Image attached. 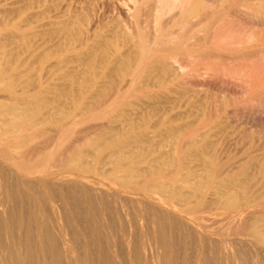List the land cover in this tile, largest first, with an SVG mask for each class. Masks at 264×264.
<instances>
[{"label": "bare ground", "instance_id": "bare-ground-1", "mask_svg": "<svg viewBox=\"0 0 264 264\" xmlns=\"http://www.w3.org/2000/svg\"><path fill=\"white\" fill-rule=\"evenodd\" d=\"M257 121L264 0H0V264H173L169 220L234 258L198 211L264 247Z\"/></svg>", "mask_w": 264, "mask_h": 264}, {"label": "rangeland", "instance_id": "rangeland-1", "mask_svg": "<svg viewBox=\"0 0 264 264\" xmlns=\"http://www.w3.org/2000/svg\"><path fill=\"white\" fill-rule=\"evenodd\" d=\"M258 123H256L257 125H260V126H244L245 127V129L247 130V129H250L249 131L251 132V130L255 133H253L254 134V136H255V138L259 135V133H260V135L261 136H263L262 135V131L264 132V122H259V121H257ZM261 123V124H260ZM255 125V124H254ZM262 125V126H261ZM247 127V128H246ZM256 128V129H255ZM253 129H255V130H253ZM257 130V131H256ZM248 131V130H247ZM247 131H245V134L247 133ZM249 131H248V133H249ZM259 131H261V132H259ZM259 132V133H258ZM247 133V135H245V136H243V139L245 140V141H249L250 140V136H249V134ZM77 134L78 135H80V133H76L75 135L77 136ZM257 135V136H256ZM259 135V136H260ZM48 138V137H47ZM49 138H50V135H49ZM49 141V140H48ZM247 141V142H248ZM49 143V142H48ZM50 143H51V141H50ZM245 143V142H244ZM135 207H136V205H135ZM135 207L134 208H131L130 210L131 211H129V213L130 212H132L130 215H129V217L127 218V221H125V219L123 218V216L118 212V214H117V217L116 218H114V222L115 221H117L118 222V216L119 217H121L122 219H120V221H119V223L121 222V221H123L124 220V222H127V225H128V221H130V223H131V221H135L136 220V222H134L135 224H133V222H132V225L135 227V236H136V239H137V237L140 235V237H138V240H137V242H138V244L140 245L141 244V242H142V244L143 243H146L145 241L147 240V238H148V236H149V238H150V236H151V230H149V225H148V227H146L147 225L145 224V222L143 223V224H145V226L142 224V221H145V220H143V219H145V218H138V217H140V216H142V215H146V213L143 211H141L138 207H136V209H135ZM135 209V210H134ZM139 209V211H136V210H138ZM263 209V208H262ZM262 209H259L258 208V210L257 211H260V210H262ZM255 210V211H256ZM256 211V212H257ZM134 213H136V215L134 214ZM139 213V214H138ZM138 214V215H137ZM220 214H222V215H220ZM132 215H134L135 216V219H134V216H132ZM140 215V216H139ZM215 214H210L209 212H205V211H198V212H196L195 213V217H196V222H199V223H201V225L204 227V228H207L206 230H204V231H208L207 233H211V232H209V231H211L212 230V228H213V231L215 232L216 231V234H213V236H211L212 237V240L214 239V242L215 243H219V241H230V242H234L235 244H236V258H235V256H234V258L235 259H237V261H234L235 259L233 258H229V259H227L226 260V258L224 257V254L222 255V257L220 256L221 254H222V252H220V255H219V253H218V255H217V253L215 252V253H213V252H207V254L206 253H204V259H205V261H207V263L208 264H212V263H214V264H226L227 262H230L231 261V264H234V263H238V264H241V263H243V264H264V249H261V248H259V247H256L257 245L255 244V245H253L254 243H253V241L250 239V240H248L250 237H247V235H245L244 233L246 232L245 230V228H246V226H247V224H248V222L246 223V224H241V225H238V227L236 226H234V225H232V223H230V221H231V217H227V216H229L228 214H223V213H220V212H218V213H216V215L214 216ZM131 216V217H130ZM137 216V217H136ZM144 216H142V217H144ZM223 217V218H222ZM130 218H132V219H130ZM199 218V219H198ZM204 218V219H203ZM208 220H207V219ZM224 218H225V220H224ZM117 219V220H116ZM130 219V220H129ZM203 221H202V220ZM210 219V220H209ZM137 220H139L138 222H140V223H138V225H137ZM142 220V221H141ZM170 222L172 221V220H169ZM210 221V222H209ZM216 221V222H215ZM227 223H226V222ZM117 222H115L114 223V229H116L117 231L115 232V230H114V233L116 234V235H118V236H116L115 237V240H116V242H115V246H114V250L113 251H115L118 255H122L123 256V251L121 250L122 249V247H123V237L122 236H124V233H125V230H126V228H127V225H126V223H125V226H123L124 228H125V230H124V228L123 227H120V226H122L124 223H122V225H121V223L119 224V223H117ZM168 223L169 225L170 224H176L175 226H173V224L172 225H167L168 226V228H170L171 229V231L173 232V235H172V237H173V239L172 240H169L170 242L171 241H173L174 242V240H175V242H174V245H173V243H172V245L171 246H173V247H175V248H173V251H172V255H174V254H176L175 256H173V257H175V258H173V259H175V260H173V264H195L196 262H194L195 260L197 261V259L199 258L198 256H199V254H197L198 252H200V247L202 248V246H200V245H204V243L203 244H201L200 242H197L196 243V237H194V235L191 233L190 235H191V237L188 239L189 241H190V243L188 242V240L186 239V241L187 242H185V238H186V236H185V238H184V234L185 233H187V231H188V229H186V227L182 224V223H176V222H171V223ZM217 222H219V223H217ZM223 222H225V223H223ZM205 225H204V224ZM212 223V224H211ZM216 223V224H215ZM206 224H207V226H206ZM211 224V225H210ZM117 227H116V226ZM136 225L137 226H139V227H136ZM232 225V226H231ZM120 228H119V227ZM143 226V227H142ZM178 226H181V227H179L178 229L179 230H177V227ZM182 226H183V229H182ZM209 226V227H208ZM224 226V227H223ZM175 227V228H174ZM185 227V228H184ZM233 227V228H232ZM241 227H244V228H241ZM121 228H122V230H121ZM142 228H144V230H142L143 232H141V229ZM167 228V227H166ZM168 228L166 229L167 231H169L168 230ZM208 228H209V230H208ZM231 228H232V230H231ZM240 230H239V229ZM120 229V230H119ZM136 229H137V231H136ZM140 229V230H139ZM149 230V231H146V230ZM151 229V228H150ZM172 229H174V231L172 230ZM227 229V230H226ZM228 229H230V230H228ZM124 230V231H123ZM185 230H187L186 232H185ZM119 231V233H117ZM122 231H123V233H122ZM166 231V232H167ZM179 231H181V232H179ZM212 231V233H214ZM228 233H227V232ZM233 231H234V233H233ZM237 231V232H236ZM243 231H245L244 233H243ZM146 232L148 233V234H146ZM172 232L170 233V231H169V233H167L166 235H167V238L169 237H171V234H172ZM184 234H183V233ZM191 231L189 230V232H188V234H187V236L189 237L190 235H189V233H190ZM121 233L123 234V235H121ZM137 233H139L138 235H136ZM142 233H143V235L144 234H146V235H142ZM150 233V234H149ZM218 233V234H217ZM223 233V234H222ZM237 233V234H236ZM241 233V234H240ZM182 234V235H181ZM142 235V236H141ZM186 235V234H185ZM212 235V234H211ZM246 236V238H244L245 236ZM146 236H147V238H146ZM181 236V237H180ZM182 236H183V238H182ZM215 236V237H214ZM221 236V237H220ZM238 236V237H237ZM244 236V237H243ZM141 237L143 238L144 237V239L143 240H145V241H143V240H141V241H139V239H141ZM171 237V238H172ZM187 237V238H188ZM227 237V238H226ZM121 240H120V239ZM148 238V239H149ZM168 238V239H169ZM170 238V239H171ZM223 238V239H222ZM226 238V240H224ZM248 238V239H247ZM119 239V240H118ZM181 239H184V244H183V241H181ZM218 239V240H217ZM238 239V240H237ZM245 239V240H244ZM180 240V241H179ZM217 240V241H216ZM237 240V241H236ZM118 241H119V244H118ZM197 241H198V239H197ZM249 241H252L251 243V245H250V242ZM140 242V243H139ZM182 242V243H181ZM195 243V244H193V243ZM246 242H247V244H248V246H246L245 244H246ZM180 243H181V245H180ZM185 243H186V245H188V248L186 249V247L184 248L183 246L185 245ZM192 243V244H191ZM111 244V243H110ZM118 244V245H117ZM122 244V245H121ZM141 244V245H142ZM183 244V245H182ZM197 244H198V246H199V248H198V246H197ZM140 245V246H141ZM182 246L181 248H180V246ZM185 245V246H186ZM243 245H244V247H243ZM121 248H120V247ZM179 246V247H178ZM190 246H192V247H190ZM250 246H251V248H250ZM195 247V248H194ZM255 247V248H254ZM117 249V251H116V249ZM184 248V249H183ZM203 248H205V250H208V247H205V245H204V247ZM207 248V249H206ZM245 248V249H244ZM264 248V247H263ZM174 249H177V250H174ZM184 250L183 252H182V250ZM186 249V250H185ZM251 250V251H250ZM255 252H254V251ZM259 250H261V251H259ZM112 250H110V252H111ZM122 251V252H121ZM179 251V252H178ZM187 251V252H186ZM198 251V252H197ZM174 252H176V253H174ZM190 252H192V253H190ZM195 252V253H194ZM243 252V253H242ZM247 252V253H246ZM249 252V253H248ZM111 253H113V252H111ZM174 253V254H173ZM251 253V254H250ZM140 254H141V257H142V253L140 252ZM206 254V255H205ZM209 254H211V255H209ZM256 254V255H255ZM110 255V254H109ZM120 255V256H121ZM144 255V254H143ZM196 255V256H195ZM198 255V256H197ZM208 255V256H207ZM217 255V256H216ZM176 256H178V257H176ZM185 256V257H184ZM195 256V257H194ZM211 256V257H210ZM256 256V257H255ZM190 257V258H189ZM196 258V257H198V258H196V259H194V258ZM210 257V258H209ZM220 257V258H219ZM258 257V258H257ZM123 258V259H122ZM120 257V258H118V260L120 261H123V260H125V257L123 256V257ZM178 258V259H177ZM180 258V259H179ZM184 258H187L188 260H189V262H188V260H187V262H185L186 260L184 259ZM212 258V259H211ZM222 258H224V259H222ZM246 260H245V259ZM146 259H147V257L144 255V257H142V258H140V264H144L143 263V261L145 260V264H148L149 263V261H148V263H147V261H146ZM194 259V260H193ZM209 259H211V261L209 260ZM252 259V260H251ZM143 260V261H142ZM147 260H149V259H147ZM179 260V261H178ZM213 260V261H212ZM229 260V261H228ZM244 260V261H243ZM180 261H184L183 263L182 262H180ZM227 261V262H226ZM232 261H234L233 263H232ZM242 261V262H241ZM254 261V262H253ZM193 262V263H192ZM210 262V263H209ZM241 262V263H240ZM100 263V261L98 262V264ZM101 264V263H100ZM228 264V263H227Z\"/></svg>", "mask_w": 264, "mask_h": 264}]
</instances>
